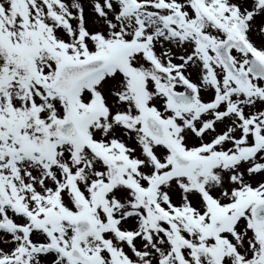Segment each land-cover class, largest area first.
Returning <instances> with one entry per match:
<instances>
[{
    "label": "snow or ice",
    "instance_id": "1",
    "mask_svg": "<svg viewBox=\"0 0 264 264\" xmlns=\"http://www.w3.org/2000/svg\"><path fill=\"white\" fill-rule=\"evenodd\" d=\"M0 264H264V0H0Z\"/></svg>",
    "mask_w": 264,
    "mask_h": 264
}]
</instances>
